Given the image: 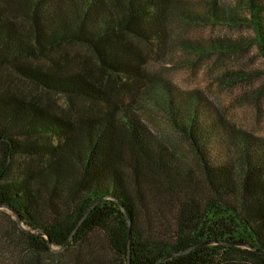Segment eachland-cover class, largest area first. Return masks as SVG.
Returning <instances> with one entry per match:
<instances>
[{
	"label": "trees",
	"instance_id": "1",
	"mask_svg": "<svg viewBox=\"0 0 264 264\" xmlns=\"http://www.w3.org/2000/svg\"><path fill=\"white\" fill-rule=\"evenodd\" d=\"M245 2L264 59V3ZM172 21L242 23L215 2L195 14L183 0H0V264H128L129 251L131 264H264V143L229 132L218 161L207 139L222 121L135 48L242 45L170 36ZM147 81L196 166L115 95Z\"/></svg>",
	"mask_w": 264,
	"mask_h": 264
},
{
	"label": "rangeland",
	"instance_id": "2",
	"mask_svg": "<svg viewBox=\"0 0 264 264\" xmlns=\"http://www.w3.org/2000/svg\"><path fill=\"white\" fill-rule=\"evenodd\" d=\"M183 1L195 14L202 13L215 2L220 9L233 11L242 23L183 24L172 21L168 29L170 36L189 41L228 39L239 42L242 49L227 55L205 54L197 57L194 53L183 52L180 49L152 48L151 50L141 43H135V48L144 58L142 66L146 73L161 76L174 90L176 98L201 95L206 100L204 104L208 108L201 109V118L222 121L223 131L214 133L217 142L212 141L211 137L207 142L210 143V149L218 161H224L227 154L222 144L223 140L230 139L229 132H237L264 143V59L259 55L256 45L251 44L253 32L246 22L248 13L245 0ZM261 1L264 3V0ZM74 52L82 54L84 50L78 48ZM96 77L101 83L107 78L98 75ZM17 86L21 94L31 95L32 92L33 96L44 95L26 82L20 81ZM130 90H123L115 95L120 101L131 106L155 135L162 137L171 146L177 147L180 152L183 151L185 159L190 164H194L191 151L170 126L167 113L153 102L158 98V84L154 83V91H152L149 81L132 82ZM56 100L57 105L53 106L51 111L60 110L59 106L63 105L62 99L56 98ZM19 162V160L14 162L13 170ZM9 215L14 219L11 213Z\"/></svg>",
	"mask_w": 264,
	"mask_h": 264
},
{
	"label": "water",
	"instance_id": "3",
	"mask_svg": "<svg viewBox=\"0 0 264 264\" xmlns=\"http://www.w3.org/2000/svg\"><path fill=\"white\" fill-rule=\"evenodd\" d=\"M93 207H94V206H93ZM93 207H92V208H93ZM92 208H91V209H92ZM91 209L88 211V213L91 211ZM88 213H87V214H88ZM87 214H86V215H87ZM15 218H16V221L18 222V224H20V220H19L18 215L15 214ZM85 218H86V216L84 217V219H85ZM46 237H47V239H49L48 236H46ZM66 245H68V243H67ZM261 254L264 255V253H261ZM128 264H131L130 251H129V253H128Z\"/></svg>",
	"mask_w": 264,
	"mask_h": 264
}]
</instances>
